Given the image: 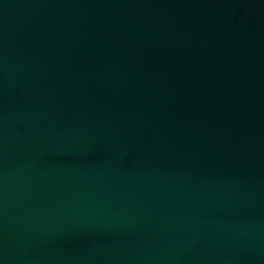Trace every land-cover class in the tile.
<instances>
[{
    "label": "water",
    "instance_id": "obj_1",
    "mask_svg": "<svg viewBox=\"0 0 264 264\" xmlns=\"http://www.w3.org/2000/svg\"><path fill=\"white\" fill-rule=\"evenodd\" d=\"M0 264H264V0H0Z\"/></svg>",
    "mask_w": 264,
    "mask_h": 264
}]
</instances>
